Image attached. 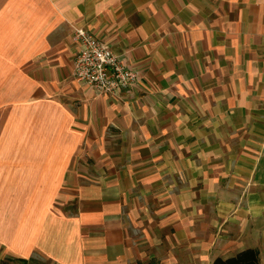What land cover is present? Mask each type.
Segmentation results:
<instances>
[{
    "label": "crops",
    "instance_id": "1",
    "mask_svg": "<svg viewBox=\"0 0 264 264\" xmlns=\"http://www.w3.org/2000/svg\"><path fill=\"white\" fill-rule=\"evenodd\" d=\"M81 25L138 73L70 75ZM264 264V0H0V259Z\"/></svg>",
    "mask_w": 264,
    "mask_h": 264
},
{
    "label": "built area",
    "instance_id": "2",
    "mask_svg": "<svg viewBox=\"0 0 264 264\" xmlns=\"http://www.w3.org/2000/svg\"><path fill=\"white\" fill-rule=\"evenodd\" d=\"M76 49L71 60L70 75L107 95H118L133 86L139 76L109 44L81 25L71 26Z\"/></svg>",
    "mask_w": 264,
    "mask_h": 264
},
{
    "label": "trees",
    "instance_id": "3",
    "mask_svg": "<svg viewBox=\"0 0 264 264\" xmlns=\"http://www.w3.org/2000/svg\"><path fill=\"white\" fill-rule=\"evenodd\" d=\"M211 264H262L257 256V251L253 247L241 248L231 255L221 257L214 256Z\"/></svg>",
    "mask_w": 264,
    "mask_h": 264
},
{
    "label": "rangeland",
    "instance_id": "4",
    "mask_svg": "<svg viewBox=\"0 0 264 264\" xmlns=\"http://www.w3.org/2000/svg\"><path fill=\"white\" fill-rule=\"evenodd\" d=\"M262 257L263 256L261 255L258 256V259L260 262H261ZM0 264H48V263L39 257L32 256L26 260H21V259L11 258V257H3L2 259H0Z\"/></svg>",
    "mask_w": 264,
    "mask_h": 264
}]
</instances>
